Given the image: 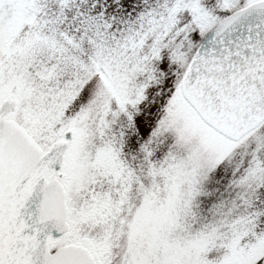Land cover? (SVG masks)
<instances>
[{
  "label": "snow or ice",
  "instance_id": "1",
  "mask_svg": "<svg viewBox=\"0 0 264 264\" xmlns=\"http://www.w3.org/2000/svg\"><path fill=\"white\" fill-rule=\"evenodd\" d=\"M0 264H264V0H0Z\"/></svg>",
  "mask_w": 264,
  "mask_h": 264
}]
</instances>
